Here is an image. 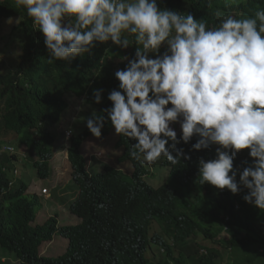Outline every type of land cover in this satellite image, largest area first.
Instances as JSON below:
<instances>
[{"label": "clouds", "instance_id": "obj_1", "mask_svg": "<svg viewBox=\"0 0 264 264\" xmlns=\"http://www.w3.org/2000/svg\"><path fill=\"white\" fill-rule=\"evenodd\" d=\"M159 2L14 0L43 37L49 64L71 62L97 43L135 47L132 58H121L127 62L125 68L110 73L119 82L118 90L104 98L111 102L103 113L111 124L106 136H117L116 165L102 164L90 173L82 154L89 178L78 181V169L69 154L78 128L73 133L69 129L67 139L64 135L65 157L77 188L69 206V224L58 223L60 213L52 211L55 204L47 196L48 189H40L51 180V159L61 134L50 146L51 156L30 157L25 147L18 146L17 136V146L13 141L0 144V153L15 152L18 157V165L9 172L2 167L7 175L4 189L10 193L25 182L24 195L32 201L34 212L31 225L54 221L52 235L38 247V258L50 259L52 264H140L141 259L158 264L167 255L194 253L196 258L215 250L224 253L225 258L217 259L224 263L231 253L224 241L239 215V200L264 213V8L249 16L226 14L217 26L208 27L190 12L162 8ZM102 92L93 91L96 104L101 103ZM89 107L93 112L84 123L92 137L82 145L93 137H106L101 136L105 115ZM174 124L179 126L174 129ZM43 161L48 171L41 178L33 166ZM26 162L33 169L30 183L25 170L19 171L21 166L26 169ZM120 164L130 171L118 168ZM92 178L94 182L83 188L81 181ZM226 197L235 201L229 215L217 209ZM82 202L97 219L111 220L113 228L82 231L75 237L73 231L82 228L83 220L73 209ZM209 204L219 213V224L210 230L187 231L188 213L202 212ZM120 213L132 223L118 229ZM213 231L219 233L215 239ZM48 244L52 248L41 254ZM156 249L159 255L153 254Z\"/></svg>", "mask_w": 264, "mask_h": 264}, {"label": "trees", "instance_id": "obj_2", "mask_svg": "<svg viewBox=\"0 0 264 264\" xmlns=\"http://www.w3.org/2000/svg\"><path fill=\"white\" fill-rule=\"evenodd\" d=\"M159 6L180 12H190L194 18L203 19L208 27H215L226 15L235 17L249 16L250 12L264 8V0H160ZM18 18V24L13 28L21 35L20 54L12 62V71L0 75V141L1 136L14 133L18 138V146L28 150V154L51 156L52 144L58 136L55 126L61 121L62 115L68 109V97L85 98V104L95 108V112L105 115L102 135L109 134L111 124L103 113L111 107L106 101V94L117 89L118 81L110 73L126 66L121 58L134 56L135 47L124 49L114 46L111 42L97 43L89 53L76 57L71 62L56 61L48 63V52L43 37L34 28L31 19L22 7H17L14 0H0V26L4 20ZM9 46H12L10 42ZM164 49H161L163 51ZM120 61L115 66L114 61ZM109 62V63H108ZM96 89H103L101 103L96 104L92 95ZM118 90V89H117ZM82 129H77L70 141L69 154L73 165L78 169L77 175L89 178L84 172L81 145L92 137L84 123ZM17 149V148H15ZM18 165L17 154L0 153V247L16 254L20 264H52L50 259L38 258L37 251L41 241L46 240L54 231V221L44 226H32L34 212L32 201L24 195L26 185L21 182L8 193L4 188L7 184L6 172L12 166ZM47 161L34 162L33 168L38 177L47 176ZM106 168V167H105ZM105 173L109 172L107 169ZM108 181L109 176L102 177ZM87 189L88 182L81 181ZM107 185V183H105ZM233 198H224L217 209L224 214H230L234 206ZM240 212L230 226V238L224 241V246L231 249L225 263L217 261L224 253L213 250L207 255L167 258L158 264H264V213L243 200H239ZM82 220V228L77 227L73 235L78 237L82 231L106 230L113 228L111 220H99L94 217L92 209L82 202L73 209ZM235 215H233L234 217ZM190 223L184 228L192 232L195 228H214L220 222L219 213L213 210L211 204L201 211L188 213ZM219 220V221H218ZM132 223V219L120 213L116 216L117 228ZM108 229V230H107ZM218 231L211 236L215 239ZM140 264H147L141 259Z\"/></svg>", "mask_w": 264, "mask_h": 264}, {"label": "rangeland", "instance_id": "obj_3", "mask_svg": "<svg viewBox=\"0 0 264 264\" xmlns=\"http://www.w3.org/2000/svg\"><path fill=\"white\" fill-rule=\"evenodd\" d=\"M18 22V18L4 20L0 26V75L7 73V71H12V62L20 54V45L22 43L21 35L17 33L16 29H13L18 24ZM10 42L12 43V46H9ZM124 50L126 52L128 49ZM118 62L120 61H114L113 65L115 66L116 64L117 66ZM111 75L114 76V74ZM92 112L93 110H91V108L85 104L84 97H68V109L62 115L61 121L55 128V133H57L58 136L61 134V140L58 144L59 147L62 146V143L65 145V147L60 149L57 145L53 150L54 158L51 159V180L47 182L48 185L44 184L42 187H40V189H48L47 196L49 197V200L53 201L52 204H55L52 208V211H57L56 213H60V217L57 216L59 224L62 222L69 224L70 219H72L69 212V206L77 193V188L72 180V170L65 157V148H67V142L64 140V135L65 139H67L70 136L68 134L69 129H71V133L74 132L73 128L81 129L85 118L91 115ZM81 117H83L84 120H81ZM178 126V124L172 125L174 129H176ZM93 138L96 140L90 139L85 143V145L83 144L81 147V152L85 158L87 170L90 173H93L95 170H99V166H103L102 164H110L115 166L117 163V155L119 154V151H116L114 148V143L117 140L116 134H110L103 140H99L96 137ZM1 139L3 140L0 141L2 146H4L5 143H10L11 141H13L12 143L17 146L18 142H14L16 140V135L14 133H10L7 136H1ZM122 167H124L125 170L130 171L129 166H123L120 164L118 168ZM26 169L25 167L22 168L21 166L19 171L20 173H23L25 170V173H23L26 176L25 180L26 182L30 183L34 180L32 171L33 169L30 166V162H26ZM30 186L31 188L29 189V192L33 193V183H31ZM45 217L46 215L41 218L40 222H42ZM72 222L76 223L75 220H72ZM57 244L60 246L59 240L57 241ZM52 246V244H48L44 247V249L42 247L41 254H43L45 250L51 249ZM157 251L158 250L156 249L153 254L159 255V252ZM223 262L225 263V260H223ZM0 264H17V261L13 253H9L0 248Z\"/></svg>", "mask_w": 264, "mask_h": 264}]
</instances>
